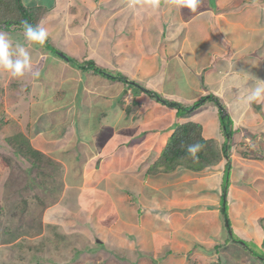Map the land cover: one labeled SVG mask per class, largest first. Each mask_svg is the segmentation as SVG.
Returning <instances> with one entry per match:
<instances>
[{
	"label": "crops",
	"instance_id": "crops-1",
	"mask_svg": "<svg viewBox=\"0 0 264 264\" xmlns=\"http://www.w3.org/2000/svg\"><path fill=\"white\" fill-rule=\"evenodd\" d=\"M129 3L21 0L33 25L49 32L41 46L25 40L23 27L0 28L25 45L40 72L18 78L25 92L16 94L12 109H27L41 124L24 133H32L34 147L65 152L63 162L80 157L79 171L65 178L81 184L68 192L80 210L89 207L81 213L100 215L91 230H112L120 250L133 244L143 255L134 262L264 264L247 246L264 254V102L244 101L252 78L264 80V0H202L195 12L170 0H159L156 9L148 0ZM0 73L6 83L8 73ZM23 97L30 108L20 106ZM217 101L240 129L228 156L199 171L178 166L151 174L176 124H199L202 137L222 151ZM169 102L202 105L178 117ZM76 209L69 210L77 215Z\"/></svg>",
	"mask_w": 264,
	"mask_h": 264
},
{
	"label": "rangeland",
	"instance_id": "rangeland-1",
	"mask_svg": "<svg viewBox=\"0 0 264 264\" xmlns=\"http://www.w3.org/2000/svg\"><path fill=\"white\" fill-rule=\"evenodd\" d=\"M9 75H5L8 76L6 83L2 82L4 76H0V264H121V259L126 260L123 264H155L151 259L142 258L134 262V257L143 255L133 249L131 243L125 245H130L132 251L115 248L112 239L117 237L112 236V230L103 233L91 230L98 224L96 220L100 215L94 209L81 213L89 207L84 205V210H80V206L74 202L76 195L67 190L71 184L77 190L81 182L65 178L66 174L71 176L79 171L82 165L80 157L73 156L75 162L72 164L63 162L64 151L62 153L55 147L39 144L33 147L40 155L29 158L26 151H20L21 148L28 151L30 147L26 146H32L29 140L32 133H24V127L32 131L31 124H36L32 122V116L26 113L27 109L24 113L12 109L16 101L19 103L16 94H23L25 89H22L20 79ZM21 102L20 106L31 107V101L28 102L26 98L23 97ZM219 104L222 105L221 102ZM40 125L37 123L35 132ZM232 128L229 137L224 126L222 128L226 146L230 145L229 138L240 131L238 128L236 133L233 124ZM251 129L242 128V132L255 135ZM54 132L57 134L56 130ZM12 138L20 142L19 149L12 145L16 143ZM40 141L46 142L44 138ZM214 147L217 154H222L215 144ZM30 159L35 160V165ZM87 196L82 195L81 202ZM106 204L109 205L107 201ZM72 207L77 208V215L69 210ZM115 217V214H110L106 221L113 224ZM232 236L236 239L235 234ZM248 247L255 255L264 256L262 249L254 243L250 242ZM162 261L159 259L158 264H166V260ZM190 261L197 263V260Z\"/></svg>",
	"mask_w": 264,
	"mask_h": 264
},
{
	"label": "trees",
	"instance_id": "trees-1",
	"mask_svg": "<svg viewBox=\"0 0 264 264\" xmlns=\"http://www.w3.org/2000/svg\"><path fill=\"white\" fill-rule=\"evenodd\" d=\"M25 21H27L32 25L35 24L33 16L31 15V11L25 9V7L21 4V0H0V26L1 25L6 26V30L8 31V27H10L11 25L21 26ZM167 105L177 108L178 117L181 116L187 117L191 114L190 112L191 108H184L181 107L179 104L177 105L176 103H170V102ZM201 105L202 102L197 103L193 106V109L194 110L198 109ZM219 108H220V121L222 124V128L224 126L227 136L229 137V135H231L232 133L230 132V130H232V124H233L232 119L229 117V115L226 114L223 115V113L225 112L224 106L220 105ZM201 131H202V127L194 122L176 124L174 128V132L169 138L166 146L163 148L159 159L151 166L149 172L151 174L158 172H171L174 171V169H176V167L178 166H182L193 171H199L206 166L214 165V163L217 162L219 154H217V151L215 150L213 141L205 140L202 137ZM14 139L15 138H12V141H16V143L13 142L12 145H14L16 149H19L20 142H17V140ZM26 142L29 143V141L27 140ZM196 142L200 143L203 147L198 153L195 154V156H193L192 154L187 152L186 146L188 144H192ZM28 147H30L28 151L22 148L20 149V151L22 153L26 151L27 154L29 155V158L30 156L33 157L35 155H40V153L37 150H35L33 146H26V148ZM227 152H228L227 146L224 145L222 149V153L225 157L228 156ZM17 154H19V152ZM243 154L247 156H252L250 153H246V152H244ZM30 160L32 161V164L35 165V160L34 159H30ZM224 215L226 216L225 218L228 229L231 231L230 223L228 221V216L226 214L225 209H224ZM258 257L260 259L261 258L264 259V256L262 255Z\"/></svg>",
	"mask_w": 264,
	"mask_h": 264
},
{
	"label": "clouds",
	"instance_id": "clouds-1",
	"mask_svg": "<svg viewBox=\"0 0 264 264\" xmlns=\"http://www.w3.org/2000/svg\"><path fill=\"white\" fill-rule=\"evenodd\" d=\"M202 0H170L177 9L188 8L192 12H195L201 5ZM151 8L156 9L159 4V0H148ZM137 0H130L129 7L135 8ZM16 26V25H15ZM6 26H0V28ZM9 29L14 30L16 28L24 29V38L26 41L32 44H38L43 46L49 39V32L41 25H32L27 21L23 22V26H10ZM0 70L7 72L13 78H22L26 74H30L33 77H39L40 72L34 69L31 54L27 50L24 44L14 41L11 36L5 32H0ZM252 83L249 84L248 94L244 97V101L247 104L264 102V80L252 78ZM193 110V107L191 108ZM203 146L196 142L188 144L186 150L188 153L195 156Z\"/></svg>",
	"mask_w": 264,
	"mask_h": 264
},
{
	"label": "water",
	"instance_id": "water-1",
	"mask_svg": "<svg viewBox=\"0 0 264 264\" xmlns=\"http://www.w3.org/2000/svg\"><path fill=\"white\" fill-rule=\"evenodd\" d=\"M60 56H62L63 58H65V56H63V55H61V54H60ZM65 59H66V58H65Z\"/></svg>",
	"mask_w": 264,
	"mask_h": 264
}]
</instances>
